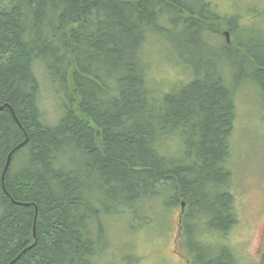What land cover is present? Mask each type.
<instances>
[{
    "label": "trees",
    "instance_id": "trees-1",
    "mask_svg": "<svg viewBox=\"0 0 264 264\" xmlns=\"http://www.w3.org/2000/svg\"><path fill=\"white\" fill-rule=\"evenodd\" d=\"M219 20L233 32L235 20L204 0H0V264H98L102 216L162 196L167 207L184 202L191 264H239L229 246L203 236L225 239L238 221L226 167L233 98L242 77L264 97V47L210 44ZM155 36L191 74L166 92L148 79ZM180 39L202 45L201 58L184 54ZM209 45L229 63L204 59ZM36 64L62 93L53 123L39 107Z\"/></svg>",
    "mask_w": 264,
    "mask_h": 264
},
{
    "label": "rangeland",
    "instance_id": "rangeland-1",
    "mask_svg": "<svg viewBox=\"0 0 264 264\" xmlns=\"http://www.w3.org/2000/svg\"><path fill=\"white\" fill-rule=\"evenodd\" d=\"M204 1L210 3L215 14L235 20L233 32L223 29L224 21L219 20L215 26L221 28L220 33L207 37V42L217 46L226 44L224 32L228 31V43L246 41L254 52L264 47V0ZM155 39L156 42L147 43L145 50L148 79L157 92H166L179 82L190 80L191 74L189 65L176 56L169 41H157L158 36ZM183 42L180 39L178 44L184 54H190L193 61L201 58L196 52L202 45L191 49ZM199 55L204 56L203 49ZM229 58V54L221 53L217 47L204 57L216 60L221 67L229 63ZM34 71L40 83L39 107L45 122L53 123L61 116V90L57 89V84L47 81L41 65L36 64ZM253 83L251 78L242 77L234 93L235 116L226 162L231 172V193L238 221L225 239L216 231L203 236L208 241L229 246L239 264H260L264 257V97ZM176 142V139L169 140L174 147ZM165 200V196L151 200L145 208L134 213L125 209L117 214L103 215L105 247L97 263L191 264V257L182 246L181 207L179 204L167 207Z\"/></svg>",
    "mask_w": 264,
    "mask_h": 264
},
{
    "label": "water",
    "instance_id": "water-1",
    "mask_svg": "<svg viewBox=\"0 0 264 264\" xmlns=\"http://www.w3.org/2000/svg\"><path fill=\"white\" fill-rule=\"evenodd\" d=\"M224 35L226 36V41H227V43H228V42H229V39H227L228 31H225V32H224ZM2 108H3V106H0V109H2ZM26 140H27V138H25L22 142H20L17 146H15L14 149L19 148V147H22V146L26 143ZM14 149H12V150L8 153V155H7V157H6V161H5V164H4V167H3V171H2V175H1V180H2V181L4 180V173H5V171H6L7 168H8V165H9V163H10L11 154H12V152L14 151ZM183 207H184V202H181V211H183Z\"/></svg>",
    "mask_w": 264,
    "mask_h": 264
}]
</instances>
